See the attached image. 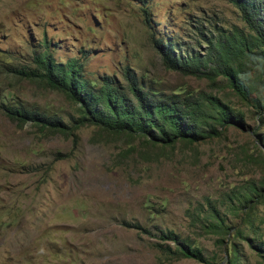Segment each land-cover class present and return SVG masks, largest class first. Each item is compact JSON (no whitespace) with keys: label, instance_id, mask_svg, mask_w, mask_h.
Segmentation results:
<instances>
[{"label":"rangeland","instance_id":"rangeland-1","mask_svg":"<svg viewBox=\"0 0 264 264\" xmlns=\"http://www.w3.org/2000/svg\"><path fill=\"white\" fill-rule=\"evenodd\" d=\"M235 27L251 33L228 0H0V264H204L162 231L212 264H264V50L240 60L244 98L223 76L167 70L156 49L161 40L204 55ZM45 38L90 80L123 83L130 66L167 93L218 98L243 124L172 147L78 126L79 105L13 72L36 67ZM7 108L68 127L13 121Z\"/></svg>","mask_w":264,"mask_h":264},{"label":"trees","instance_id":"trees-1","mask_svg":"<svg viewBox=\"0 0 264 264\" xmlns=\"http://www.w3.org/2000/svg\"><path fill=\"white\" fill-rule=\"evenodd\" d=\"M228 2L240 11L251 33L235 27L232 31L213 35L206 41L208 47L204 55L194 49L177 53L181 47L161 40L156 41V49L167 70L198 78L223 76L239 95L247 98L249 92L240 80V60L259 56L257 52L264 50V0ZM49 46L45 38L41 43L44 51L35 55V68L14 69L13 72L30 81H44L79 105L78 126L90 124L115 134L143 137L152 145L172 147L179 141L195 144L219 137L222 135L219 126L243 124L242 119L218 98L183 95L181 91L167 93L157 89L153 81L146 83L130 66L123 70V83L114 76H103L99 82L90 80L84 75L79 60L57 62ZM262 56L264 58V51ZM6 112L13 121L32 122L54 132L65 133L68 127L59 118L35 111L7 108ZM253 193H258V189L254 188ZM160 237L178 245L184 258L212 264L202 251L186 245L174 232L162 231Z\"/></svg>","mask_w":264,"mask_h":264}]
</instances>
